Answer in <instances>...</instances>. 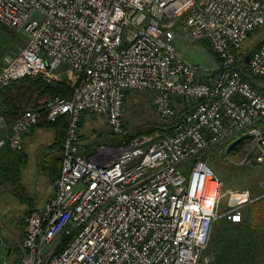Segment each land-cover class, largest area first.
<instances>
[{"label": "built area", "instance_id": "built-area-1", "mask_svg": "<svg viewBox=\"0 0 264 264\" xmlns=\"http://www.w3.org/2000/svg\"><path fill=\"white\" fill-rule=\"evenodd\" d=\"M1 26L27 44L0 70V89L59 80L62 67L75 74L71 99L24 110L7 140L21 151L35 127L67 118L55 194L27 215L17 256L8 250L2 264H210L215 223H242L259 198L224 193L209 151L250 141L264 190V42L248 63L240 55L264 26V0H0ZM178 37L206 43L220 62L204 71ZM134 92L153 95L169 132L131 138ZM85 113L105 117L112 137L91 153L80 148Z\"/></svg>", "mask_w": 264, "mask_h": 264}, {"label": "rangeland", "instance_id": "rangeland-1", "mask_svg": "<svg viewBox=\"0 0 264 264\" xmlns=\"http://www.w3.org/2000/svg\"><path fill=\"white\" fill-rule=\"evenodd\" d=\"M3 29H5V32H3ZM10 32H12L15 36L13 40L14 43L12 48L5 52L0 58V70L27 44V36L24 33H19L7 27L0 28V39L3 35H9ZM180 33H182V31H180ZM261 36L262 32L255 33L245 43L243 51L248 54V52L255 49L259 42L264 38L263 36L261 39ZM175 44L177 49L178 47L180 48L181 52L179 50L178 51L185 59H189L192 63L198 64L204 71L208 70L211 72L218 63L206 43H190L184 38L178 37ZM0 50H3L2 46L0 47ZM59 75V80L49 81V83H64L73 92L69 79L71 77H75V74L67 67H62ZM4 90L5 89H0V91ZM125 107L126 123L128 124L130 132L146 131L153 127L155 123H159L154 111L153 95L149 93H130L127 97ZM0 113H2L1 101ZM7 126L9 129L11 128L12 131L11 124H8ZM38 127H35L25 135L24 139L26 137H30L31 139L30 141L28 140L29 142L27 141V143H25L20 152L22 155L28 153V155L31 156L29 162L22 167V173H24V185L23 183H20L19 187L21 190L17 191L22 196L20 197L19 195H15L13 193L11 190L12 184L10 186V183L7 184V186H10V190L0 189V234L3 237L5 249L1 252L0 264H2L5 260L8 250H11V258H15L17 256L18 248L20 246L25 228V218L27 217L29 210L34 207L36 209L42 208L43 200L46 198L45 192L41 191V187L37 186L32 176L37 164V160L33 159L38 153L42 155V151H40V147L37 146V144H39L40 141L50 143V139L47 135H38ZM10 135L2 139L7 141ZM81 138L82 145L85 144L86 146H90L91 149L96 148L100 144L111 142L112 137L109 132L107 119L102 116L85 113L81 121ZM252 146L253 145L250 141H245L244 143L241 142L233 145L226 144V147L216 148L209 151V155L207 156L210 158L209 164H211L210 166L222 180V190L224 193L248 189L255 198H260L264 195V190L261 187L263 179L262 168L254 164V162H247L246 160L247 156L249 159L253 156ZM235 148L236 150H234ZM45 159L46 158H42V161ZM55 180H50V184L53 183L55 185ZM38 185L45 184L41 183ZM227 200L228 198H225L221 202L219 213L222 214L227 211ZM250 207L251 205L244 211L243 222L246 225L250 223ZM224 222L225 221L223 220H219L215 223L211 242L205 253L211 258L210 264H216L217 249L214 237Z\"/></svg>", "mask_w": 264, "mask_h": 264}, {"label": "trees", "instance_id": "trees-1", "mask_svg": "<svg viewBox=\"0 0 264 264\" xmlns=\"http://www.w3.org/2000/svg\"><path fill=\"white\" fill-rule=\"evenodd\" d=\"M3 32H5V29H3ZM258 32H262V39L264 36V26L253 32L249 36V39ZM14 37L12 32L7 36L3 35L1 37L0 47L2 46L3 50H0V58L12 48ZM263 42L264 38L248 54L252 56ZM243 50L244 48H242L240 53L242 56L247 54ZM216 60L220 62L217 57ZM72 95V90L64 83H49L41 77L22 79L11 83L4 91H0L2 113L8 124H11V127H13L12 125L15 124L24 110L41 108L45 103L58 96L71 99ZM177 110V121H179L183 112L179 107ZM39 127L53 128L59 133V139H62L59 141V144L62 145L60 149L62 152L63 141L67 130V118H61L53 124L43 123ZM171 129L172 125L165 126L161 123H155L153 127L146 131L131 132V138L144 134H152L157 130L169 132ZM242 142L244 143L245 140ZM80 148L82 152L83 148ZM20 152L11 149L7 141L5 145L0 147V181L10 182L14 186L15 194L21 197L22 195L17 192L21 190L19 185L22 177L21 165L23 163V155ZM6 156H10V161H5ZM60 160H55V175H50L52 181L60 175L61 168L58 170L59 164L61 167ZM249 215L250 223L248 225L244 222L232 224L225 221L220 227L214 237L217 249L216 264H264V197L259 198L251 205Z\"/></svg>", "mask_w": 264, "mask_h": 264}, {"label": "crops", "instance_id": "crops-1", "mask_svg": "<svg viewBox=\"0 0 264 264\" xmlns=\"http://www.w3.org/2000/svg\"><path fill=\"white\" fill-rule=\"evenodd\" d=\"M178 50L181 52L179 47H178ZM0 115H2V113H0ZM2 116L5 119V116L4 115H2ZM7 123L8 122L5 119V122L3 124H0V141L3 140L2 138L8 137L11 133V128L9 129V127L7 126L8 125ZM4 126H5V128H4ZM38 128H39V129H37L38 135H47L50 139V143H48V142L45 143L44 141H40V143L37 144V146L40 147V151H42V155L38 153L37 156L33 159V160H37V164H36V167H35V170H34V173L32 174V176H33L34 182L37 184V186H40L41 191L45 192V194H46V198L43 200V206H44L46 204V202L49 201L51 198H53V196L55 194L54 184L53 183L50 184L51 183L50 182V180H51L50 175L51 176L55 175V160L61 159L62 152L60 149H61L62 145L59 144L60 143L59 141L61 140V138L59 139V133L55 129L46 128V127H38ZM26 138L24 139V145H25V143H27L28 140L30 141V139H31L30 137L27 139ZM101 145H103V144H100L99 146H101ZM80 146L83 148V150H82L83 153H91V152H93V150H95L97 147H99V146H97L96 148L91 149L90 146H86L85 144L82 145V138H81ZM9 157L10 156H6L5 161L6 160L10 161ZM30 157L31 156H29L28 153L23 155V157H22L23 163L21 165V170H22V167L27 162H29ZM42 158H46V159L42 161ZM21 162H22V159H21ZM59 168H61L60 164L58 165V170H59ZM23 178H24V173H22L21 183H23ZM8 183H10V182L0 181V189L10 190L9 187L11 186V183H10V186H7ZM41 183H43L45 185H38ZM23 185H24V183H23ZM11 190L15 194L14 186H11ZM36 210H39V209H36L34 207L33 209L29 210L28 213L36 211ZM24 233H25V230L23 231V235H24Z\"/></svg>", "mask_w": 264, "mask_h": 264}, {"label": "water", "instance_id": "water-1", "mask_svg": "<svg viewBox=\"0 0 264 264\" xmlns=\"http://www.w3.org/2000/svg\"><path fill=\"white\" fill-rule=\"evenodd\" d=\"M249 60H250V55L248 54V55L246 56V58H245V63H248Z\"/></svg>", "mask_w": 264, "mask_h": 264}]
</instances>
